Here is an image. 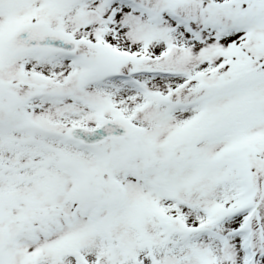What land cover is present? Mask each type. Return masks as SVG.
Instances as JSON below:
<instances>
[{
    "label": "snow or ice",
    "instance_id": "1",
    "mask_svg": "<svg viewBox=\"0 0 264 264\" xmlns=\"http://www.w3.org/2000/svg\"><path fill=\"white\" fill-rule=\"evenodd\" d=\"M0 264H264V0H0Z\"/></svg>",
    "mask_w": 264,
    "mask_h": 264
}]
</instances>
